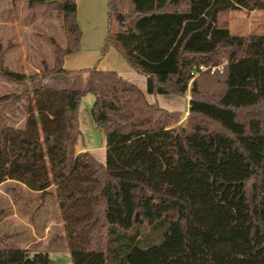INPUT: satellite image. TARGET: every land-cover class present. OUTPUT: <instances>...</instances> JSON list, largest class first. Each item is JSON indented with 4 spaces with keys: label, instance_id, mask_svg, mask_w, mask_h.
<instances>
[{
    "label": "trees",
    "instance_id": "16d2710c",
    "mask_svg": "<svg viewBox=\"0 0 264 264\" xmlns=\"http://www.w3.org/2000/svg\"><path fill=\"white\" fill-rule=\"evenodd\" d=\"M49 1L25 3L63 23V45L48 38L50 66L11 69L15 44L0 40V79L21 88L0 95V185L37 193L10 186L26 207L54 195L72 264H264V130L237 120L246 92L264 110V34L233 35L228 25L231 11H264V0H108L103 53L116 49L151 95L190 92L184 122L115 70H66L64 57L81 47L78 6ZM77 73L82 88L34 85ZM88 93L105 162L76 152ZM17 112L21 126L11 122ZM12 239L0 234V264H53Z\"/></svg>",
    "mask_w": 264,
    "mask_h": 264
},
{
    "label": "rangeland",
    "instance_id": "374dc122",
    "mask_svg": "<svg viewBox=\"0 0 264 264\" xmlns=\"http://www.w3.org/2000/svg\"><path fill=\"white\" fill-rule=\"evenodd\" d=\"M26 0H0V40L6 45L9 41L15 44L5 55V64L11 69L31 74L38 71L42 61L50 66L53 61V46L48 41L54 38L59 44L64 43V27L61 19L54 16L43 15L39 11H30L26 8ZM78 6V23L82 30L81 47L78 54L84 55V60L77 64L75 70L98 67L115 70L123 64L130 66L114 48H109L103 53V45L108 33V0H76ZM229 29L233 35L247 36L250 34H264V11L233 10L229 14ZM116 26H120L117 24ZM76 54V53H75ZM123 71V70H121ZM127 75V79L135 83L146 95L150 103H157L167 110L185 112L189 100L170 94L151 95L147 92L146 78L144 75L134 73ZM64 77L52 76L34 85L45 84L64 88H82L85 74L77 73L66 81ZM17 85L7 83L0 79V95L19 92ZM241 101L248 105L238 110L237 120L248 124L260 123L264 130V110L254 104L250 93ZM210 100H217L215 96H207ZM94 102L92 94H85L79 103V126L81 136L79 146L97 147L94 157L105 162L106 140L103 132L94 125L91 117V107ZM241 107V106H240ZM185 115L182 122L185 121ZM12 124L21 126L22 113L17 112L11 117ZM102 147V149H99ZM12 183L0 185V234H18L11 243L16 246L23 245L31 252L46 251L53 264H72L66 241L59 239L64 236L62 219L54 195L40 199L30 207L23 203H16L10 190ZM16 191L24 196H33L24 191L18 184ZM53 190V188H51ZM42 204V205H41ZM37 207H41L37 210ZM15 215V216H13Z\"/></svg>",
    "mask_w": 264,
    "mask_h": 264
},
{
    "label": "crops",
    "instance_id": "0c3cea01",
    "mask_svg": "<svg viewBox=\"0 0 264 264\" xmlns=\"http://www.w3.org/2000/svg\"><path fill=\"white\" fill-rule=\"evenodd\" d=\"M81 40H82V37H81ZM84 60V55L83 54H78V53H76V54H71V55H66L65 57H64V60H63V66H64V68L66 69V70H70V71H79V70H75V69H77L78 67V65L77 64H80V62H82ZM98 68V67H97ZM98 69H100V68H98ZM80 70H82V69H80ZM101 70H110V69H106V68H102ZM117 70V72L122 76V77H124V78H126L127 79V75H125V74H128L129 76H131V75H133L134 73H136L131 67L129 68H127L126 66H124L123 64H121L120 65V68L118 69H116ZM121 70H123V71H121ZM127 80H129V79H127ZM129 81H131V80H129ZM132 82V81H131ZM184 97H187V99L189 100V104H188V109L184 112V115H185V118H186V116H187V114H188V112H189V106H190V100H191V94H190V92H187V94L184 96ZM147 98V97H146ZM95 125V124H94ZM99 129V128H98ZM100 130V129H99ZM97 149V147H91V146H89V147H87V146H85V145H83L82 147L81 146H79V145H77L76 146V152L77 153H79V152H83V151H89L92 155H93V152H94V150H96ZM99 149H102V147H100ZM94 156V155H93ZM5 183H12V184H18L24 191H26V192H29L28 190H27V188H26V186L24 185V184H22V183H17V182H14V181H12V180H8L7 182H5ZM4 184V183H3ZM30 193H32V192H30ZM33 195H38L37 193H32ZM16 203H21V202H16ZM13 216H15V215H13ZM63 223V222H62ZM62 226H63V224H62ZM63 228V227H62ZM12 236H13V239H15V238H17V237H19L18 236V234H12ZM20 247H24L23 245H21ZM66 247H67V244H66Z\"/></svg>",
    "mask_w": 264,
    "mask_h": 264
},
{
    "label": "built area",
    "instance_id": "2783aa9c",
    "mask_svg": "<svg viewBox=\"0 0 264 264\" xmlns=\"http://www.w3.org/2000/svg\"><path fill=\"white\" fill-rule=\"evenodd\" d=\"M200 70H210L211 73H214L215 71H219L222 72V67L221 66H211V67H206V66H200L199 67ZM196 73L193 72V76H195Z\"/></svg>",
    "mask_w": 264,
    "mask_h": 264
},
{
    "label": "water",
    "instance_id": "95a60500",
    "mask_svg": "<svg viewBox=\"0 0 264 264\" xmlns=\"http://www.w3.org/2000/svg\"><path fill=\"white\" fill-rule=\"evenodd\" d=\"M59 0H50L49 2H58Z\"/></svg>",
    "mask_w": 264,
    "mask_h": 264
}]
</instances>
